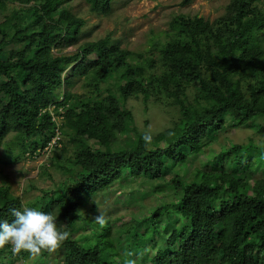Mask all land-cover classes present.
<instances>
[{"label":"trees","instance_id":"trees-1","mask_svg":"<svg viewBox=\"0 0 264 264\" xmlns=\"http://www.w3.org/2000/svg\"><path fill=\"white\" fill-rule=\"evenodd\" d=\"M69 1L0 0V142L14 131L23 151L43 150L55 136L47 110L54 106L60 147L49 165L62 178L36 208L53 214L61 231L99 193L127 178L158 183L170 173L175 200L139 225L117 229L116 246L109 226L68 235L60 264H264V178L255 174L264 169V147L233 144L195 167L192 179L182 177L188 161L224 129L264 118V0H230L212 22L176 15L156 54L121 48L105 36L66 55L61 51L78 42L84 25ZM83 1L103 16L113 2ZM77 86L81 92L73 91ZM130 98L173 106L178 118L156 134L140 133L125 107ZM257 132L264 135V125ZM63 140L72 153L66 165L57 155L67 153ZM22 206L21 197L0 186V219L11 222L10 210ZM166 233L164 246L148 256ZM5 254L13 256L8 245L0 247V264H11ZM15 256L25 261L30 254Z\"/></svg>","mask_w":264,"mask_h":264},{"label":"rangeland","instance_id":"rangeland-1","mask_svg":"<svg viewBox=\"0 0 264 264\" xmlns=\"http://www.w3.org/2000/svg\"><path fill=\"white\" fill-rule=\"evenodd\" d=\"M182 1L113 0L110 13L103 16L90 13L88 5L83 0H70L68 6L72 14L83 20L84 25L78 42L64 48L61 52L66 55L72 54L84 42L110 36L121 48L133 52L156 54L159 47L157 42L165 40V31L174 16L178 14L198 16L212 22L223 15L230 0H194L188 5L182 4ZM262 7L264 9V1ZM109 83H112V80ZM73 91L81 92L82 90L77 86ZM125 107L132 112L135 127L140 133L156 134L171 126L178 118V111L173 106L151 101L145 104L142 99L130 98L125 101ZM250 125L239 128L227 127L220 132L215 141L197 155L195 161H188V166L182 171V177L192 179L195 167L210 164L212 157L233 144H247L252 141L257 147H264V135L257 132L259 126L264 125V118L256 117ZM15 137L16 133L10 131L0 142V186L8 187L13 195L21 197L24 206L36 208L44 191L54 189L61 181V173L49 165V159L54 151L48 156L32 158L31 150L23 151L21 146L16 145ZM63 143L68 148L67 153L64 154L58 150L57 155L66 165L65 157L69 158L72 153L67 141L63 140ZM175 171L178 172L179 169L176 168ZM255 174L257 178H264V169L259 167ZM170 175L167 173L165 180L158 183L142 178L121 180L110 189L99 193L92 203L83 208L80 211L81 218L77 222L68 228L64 225L61 228L66 229L65 231L71 237L78 238L89 233L91 225L96 224L97 229L102 225L109 226L112 227L110 236L114 238L116 246L118 245L115 239L117 229L137 226L154 209L175 200L173 186L166 183ZM158 185L165 186L163 191H154ZM44 212L50 213L47 209ZM98 215L103 216V224L97 221ZM163 227L161 224L160 230H163ZM146 232L150 233L151 230L146 228ZM168 235L166 233L164 238L157 240L156 245L149 247L148 256L153 257L157 249L164 246L163 239L166 240ZM122 249H124L123 245L117 247L120 253L123 252ZM109 252L116 254L112 247ZM145 252L143 248L139 249L141 255ZM62 255L63 248L59 246L52 251H42L35 256L30 255L25 261L17 259L15 253L12 257L5 254L3 261L11 264H60ZM122 257L118 256V259Z\"/></svg>","mask_w":264,"mask_h":264},{"label":"clouds","instance_id":"clouds-1","mask_svg":"<svg viewBox=\"0 0 264 264\" xmlns=\"http://www.w3.org/2000/svg\"><path fill=\"white\" fill-rule=\"evenodd\" d=\"M144 139L148 141L151 137L145 135ZM10 211L14 217L11 222L0 219V247L8 245L13 253L26 251L35 256L58 248L68 238L69 233L60 230L50 213L28 206ZM96 219L104 223L102 215Z\"/></svg>","mask_w":264,"mask_h":264},{"label":"built area","instance_id":"built-area-1","mask_svg":"<svg viewBox=\"0 0 264 264\" xmlns=\"http://www.w3.org/2000/svg\"><path fill=\"white\" fill-rule=\"evenodd\" d=\"M48 112L51 116L52 122L55 124V136L51 140V142L48 143V145L41 151L37 150L33 154H30L32 158H38L40 156H48L50 152L55 148V147H60V144L58 141L60 140V131H59V126H60V121L61 117H58L54 113V106H50L48 109ZM60 111V110H59Z\"/></svg>","mask_w":264,"mask_h":264}]
</instances>
